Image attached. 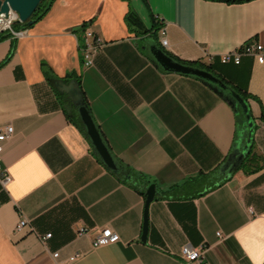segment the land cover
Returning <instances> with one entry per match:
<instances>
[{"label":"crops","instance_id":"crops-1","mask_svg":"<svg viewBox=\"0 0 264 264\" xmlns=\"http://www.w3.org/2000/svg\"><path fill=\"white\" fill-rule=\"evenodd\" d=\"M130 11L140 29L127 26ZM153 20L165 52L211 67L250 96L251 157L227 180L223 168L246 131L237 144L243 126L225 100L156 68L143 49L154 39L141 34ZM16 25L24 36L0 42V130L13 128L0 144L10 177L0 184V264H187L179 255L186 245L205 248L206 264H264V62H219L250 41L264 50V0H53L39 21ZM86 28L103 41L91 68L79 50ZM52 79L77 80L111 154L155 185L145 243V200L94 157ZM201 174H214L216 188L190 198L179 186ZM21 219L31 231H14ZM104 229L119 241L94 248ZM45 234L42 244L36 235Z\"/></svg>","mask_w":264,"mask_h":264},{"label":"water","instance_id":"water-1","mask_svg":"<svg viewBox=\"0 0 264 264\" xmlns=\"http://www.w3.org/2000/svg\"><path fill=\"white\" fill-rule=\"evenodd\" d=\"M41 1L42 0H0V15L6 16L10 11L14 12L18 16L17 24H27L28 26H31L33 23L31 17ZM143 49L148 52L152 63L161 72L194 78L205 84L218 96L225 100L235 112H237V109L241 111V114L244 117L243 129L241 131L239 130V139L237 140V144H239L243 136V130L246 131V144L241 151L238 148H235L225 163L223 168V172L225 173L224 179H229L232 173L240 167L252 145L254 130L248 106L241 99L239 94H237L232 88L228 87L217 76L206 70L182 65L174 61L158 47L154 40L149 43H145ZM50 84L64 98L65 101L70 103L73 111L80 119L88 139L87 142L94 157L98 159L99 163L112 174L122 173L123 166L114 158L102 138V135L92 118L77 80L73 79L65 83L63 80L53 79L50 80ZM69 114H73V112H68V115ZM155 194V185H149L145 190L144 217L141 234V241L143 243L146 242L148 233V207L154 200Z\"/></svg>","mask_w":264,"mask_h":264},{"label":"built area","instance_id":"built-area-1","mask_svg":"<svg viewBox=\"0 0 264 264\" xmlns=\"http://www.w3.org/2000/svg\"><path fill=\"white\" fill-rule=\"evenodd\" d=\"M18 16L14 12H9L6 16L0 15V33H7L10 35L11 39L21 38L24 36L23 31H14L13 25L17 24ZM159 34V42L162 48L167 47V41L165 39V31L163 27L158 31ZM103 41L101 38L90 28L83 29V37H82V45L79 50L82 55L83 66L84 68H91L94 65L95 57L102 47ZM244 56L253 57L258 63L262 64L264 62V50L263 47L255 42L250 41L240 47L237 50L225 53L219 56V62L222 65L232 64L238 66L240 64L241 58ZM13 135V128L11 126H7L0 130V144L8 141ZM10 182V177L5 170L1 169V146H0V184L3 188H5ZM251 212V210H249ZM29 228L31 231L29 223L25 219H21L15 225L14 231L16 233L23 231L24 229ZM83 231L81 230L78 234L81 235ZM38 239L45 243L50 237L51 234H45L43 236L36 235ZM119 241V237L117 234L112 232L110 229L102 230L92 241V246L94 248L100 246H106L109 244H114ZM205 248H191L186 245L183 246L180 250V257L187 264H206L204 262L205 257ZM52 257L56 259L58 257V253L52 254ZM80 255L77 254L70 258V261L79 258Z\"/></svg>","mask_w":264,"mask_h":264},{"label":"trees","instance_id":"trees-1","mask_svg":"<svg viewBox=\"0 0 264 264\" xmlns=\"http://www.w3.org/2000/svg\"><path fill=\"white\" fill-rule=\"evenodd\" d=\"M206 1L221 2V3H226V4H236V3L239 4V3L249 2V1H252V0H206ZM52 2H53V0H42L41 1V3L39 4V6L37 7V9L35 10L34 14L31 17V20L33 21L32 25L34 23H36L37 21H39L47 13V11L49 10ZM125 22H126L127 26L130 27V29L132 27L136 28V29H140V24L138 22V19L133 14V12H131V11L128 12L127 15L125 16ZM18 26L23 27V29H27L28 27H30L27 24H20V25L18 24ZM159 30H160L159 24L155 20H153L151 28L148 29L147 31H144V32L142 31L141 34H149L154 39V41H156L155 37H156V34L158 33ZM9 38H10L9 34L0 33V42L4 41L6 39H9ZM159 48L162 49L161 47H159ZM162 51L168 57L173 59L174 61H176V62H178V63H180L182 65H187V66H190V67L206 70V71L214 74L215 76H217L222 82L225 83V81L220 76L216 75L213 72L211 67L206 66V65H204L202 63H197V62H190V63L182 62V61L176 59L175 57L171 56L167 52H165L163 49H162ZM145 52H146V55L148 56V58L151 60L148 52L146 50H145ZM4 63H5V61L3 63H1L0 66L3 65ZM63 81L64 82H68L69 80H65L64 79ZM236 93L240 95L241 99L248 106L247 100L250 98V96L246 92L237 91ZM57 95L60 98L61 105L63 106V108L67 112L68 119L78 128V130H80V132L83 134V136L88 141V139L86 137V134H85V131H84V127H83L80 119L76 115V113L73 111V108H71L70 111H68L65 108V106H64V102H63L64 98L58 92H57ZM68 112L69 113L73 112V114H69L68 115ZM250 117H251V115H250ZM236 120H237L238 128L240 129L243 126L244 117L241 114V111L239 109H237V112H236ZM260 120L264 121V116L262 114L260 116ZM250 157H251V147H250L249 152H248L247 156L245 157L244 161L242 162V164L240 165V167L236 171H238L240 169H243L246 166L247 162H249L248 160L250 159ZM122 168H123V172L122 173H117V174H114V175L121 182H123L125 185L133 188L145 200V190L150 185V183L148 181H146L143 177L132 173L128 168H125V167H122ZM213 178H214V174H207V175H202L201 174V175H199L198 177H196L194 179L192 178V179L186 180L181 186H179V188L181 189V191L185 195L186 194L187 195L191 194V195H189L190 198H196V197L205 195L209 191H211V190L216 188V186L213 185ZM203 186H205V190L203 189ZM164 196L166 197L167 194H165Z\"/></svg>","mask_w":264,"mask_h":264},{"label":"flooded vegetation","instance_id":"flooded-vegetation-1","mask_svg":"<svg viewBox=\"0 0 264 264\" xmlns=\"http://www.w3.org/2000/svg\"><path fill=\"white\" fill-rule=\"evenodd\" d=\"M63 102H64V106H65V108H66L68 111H70V109L72 108V107L70 106V103H69L68 101H64V100H63Z\"/></svg>","mask_w":264,"mask_h":264},{"label":"rangeland","instance_id":"rangeland-1","mask_svg":"<svg viewBox=\"0 0 264 264\" xmlns=\"http://www.w3.org/2000/svg\"><path fill=\"white\" fill-rule=\"evenodd\" d=\"M17 28L16 24L13 25V29Z\"/></svg>","mask_w":264,"mask_h":264}]
</instances>
